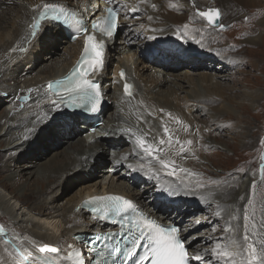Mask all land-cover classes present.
Wrapping results in <instances>:
<instances>
[{
    "label": "bare ground",
    "instance_id": "bare-ground-1",
    "mask_svg": "<svg viewBox=\"0 0 264 264\" xmlns=\"http://www.w3.org/2000/svg\"><path fill=\"white\" fill-rule=\"evenodd\" d=\"M117 1L121 2L122 6L123 5L127 6L124 9V13H126L127 9L133 6L139 7V11H138L139 21H141L142 24H145L144 37L141 39H134L137 36L138 29L136 27L131 28L133 23L132 20L125 21L123 20L125 18L122 17L121 19L123 23L122 34H121L122 37L117 38L120 34V29H119L115 34V36H113L110 39L108 38L105 41L106 50L104 52V61H105L104 68L99 73H96V79H98L102 83L101 89L104 92V97L107 101L106 105L104 106L105 109L100 111V114L102 116L105 115V111L107 110V107L109 108V106H111L112 104V99L116 98L117 100H119L118 107L120 109L123 108L124 110L123 109L122 110L127 114L129 118L122 116L120 114L119 108L115 109L109 116V118L115 119V124H116L115 126H113L112 134L106 137V140L97 141L96 144L93 146L90 145L87 148V151L83 149L84 143L88 142L89 137L92 138L97 137L101 132L96 131V133L88 134L80 140L77 139L76 141L68 142V144L70 143V145H72V148L74 149V154L65 153V155H63L64 157L63 160L57 161L56 164H54V167H51L52 169L46 172L48 178L46 184L43 182L41 183L37 179L38 182L40 183L39 191L34 192L30 189L28 190L25 189L24 194L18 197V200L22 204L28 205L36 214L39 215L41 220L44 221L49 220V224H52L53 222L52 219H54L56 212L51 211L52 207L47 201L46 202L40 201L39 198L41 195L47 194L49 191H51L52 186L58 181L59 178H61V176L69 172V170H72L76 167H81V168L88 167L90 169L92 168L93 170H95L101 165L102 162L105 161V159L101 157H104L106 154H109L112 157H114L110 165L111 167H114V169H118L119 164H123V163L125 164L126 162H130L131 158H137V159L140 158L143 160V162L150 160L149 158L145 157L143 153L140 151V149L137 147L131 133L118 134L114 131L118 129L120 124L129 125L131 124V121H135L136 122L135 124H138V127L139 126L145 127L148 133L150 134V136L153 138V140H156L155 139L156 136L163 135L161 120H164L165 122L168 123L170 128L176 129V134L178 135L179 139L182 142L187 141L189 139L193 141V144L189 146L191 148V151L183 153L181 154V156L187 157L190 154L197 153V150L199 149L201 143L198 141L199 133L200 131L203 132L211 124L208 123L209 120L207 121V123L204 124L203 121H200L199 115L207 114L208 111V115H209L208 118L220 119V117H223L221 116L222 114H220V111L224 113L226 111L230 112L229 106L224 102L222 103L219 102L217 98L216 99L210 98V100L199 103V100L201 98L205 100L204 96L209 97V95L213 93L212 89L216 88V86L217 87L219 86L218 84L220 83L214 82V77H216V79L218 78L225 79V76L223 74L216 72L203 73L200 75V77H198L199 79H197L196 82H193L194 78H188L186 73H184V75L179 77L180 74L174 73V71H172L173 68L171 64L172 60H176L177 58H179L190 61L189 58L193 59L189 55V53L192 55L193 53L190 52L191 50L187 46L197 47L198 44L193 42L192 39V37H195L196 40L201 41V43H199L200 47H205L209 49L215 48L216 53L218 52L220 55H224V57L221 56L223 58L221 59V62L223 63L222 66L228 65L227 63L229 61L232 62L234 61L231 58H228V55H240L242 56L241 61H243L244 58L242 53H240L239 51L240 47L238 45L233 44L232 47L229 49L225 47H219L217 42H221L222 39L216 37L211 30L210 32L206 31L209 30L206 29L205 26L207 22L196 14V9L204 11L207 7L220 8L222 12V19L220 23L222 24H225L227 21L235 17L246 15L247 7L251 6V8L254 11L257 10L259 13L262 12L260 10L264 9V0H194L195 8L193 7V0H144V3H141L140 0H117ZM44 3H52V4L58 3L67 6L81 13L83 16H88L91 13L95 12L96 10H100L101 8V3L98 0H0V27L2 26V24H4L6 19H9L11 22L10 27L6 30V32H0V80H1L0 85H2L7 78H8L7 80L10 81L13 80L14 82L15 79H17V77L19 76V74L23 73V65L21 67H18L19 69H17V71L13 73V75L8 74L4 71L7 64L16 61L15 60L17 59L16 56L20 54V51H18V49L20 47L21 42L27 36H30L29 25L32 22L34 9L38 10L39 6ZM152 3L156 5V8L152 7ZM170 5H175L176 7H170ZM257 15L250 14V23L252 22L253 19L260 17L259 15L257 17ZM149 16L152 17L151 20L148 19ZM262 21L264 23L263 18L261 20L259 19L257 24L255 25H260ZM185 24L188 25V36L184 37L182 40L183 43L187 45L186 47L188 48V50H186L187 48L185 46L184 47L186 49L184 47H181L180 45L174 44V43L182 44L181 42L174 41L177 40L175 39L177 38L175 33L178 30L180 32H183ZM58 28L59 27L57 24L51 23L49 29L46 32H42L41 34H38V37L32 40L34 41L32 45L36 46L37 41H39V37H41L45 33L46 35L57 33ZM213 28L221 29L219 26ZM256 30L257 29L250 30L249 34L241 32L239 35L240 37L243 38L246 35L247 36L246 41L250 43L252 42L255 43L258 39H260V32L255 33ZM62 34L64 36V32ZM154 34L165 35L170 39L169 40L164 38L160 39L157 37H156L157 39L156 38L152 39V36ZM26 40L28 39H25V41ZM117 40H119L123 45L122 46L123 50L121 51V56H120V58L121 57L123 58L117 62V65L115 66L114 75L111 76L109 74V69H108V64H109L108 59L109 56H112L111 53L114 49V44L117 42ZM67 42L70 43L69 40H67ZM82 42L83 41L81 39H77L73 43L71 42L72 50L68 53L66 57L64 56L60 61L55 60L51 63L50 66H48V68L45 67L42 68V70H40L39 74L37 75H41V77L38 80L40 81V83L41 82L44 83L42 93L40 94V96L37 97L34 96V94H36V92L39 90L36 89L38 80L33 83L29 82L30 85H27L28 84L27 83L26 85L21 87L20 90L16 92L10 87H8L5 90H2V92L5 93L4 97L9 101L8 102L9 104L11 103V105L10 107H8V111L4 114L3 117L4 119H6V121H4L3 119L0 122V144L3 145L4 142L7 144L9 138L14 137L16 135L17 140H22V141L20 142L16 141V143H12V145L14 144L12 148H18L20 146H24L20 153V159L23 158L22 154L24 153L27 147H29L31 144H35L39 142L41 143L42 140H45L41 135L45 133V131H47L48 129L56 127V125L60 122V119L63 120L66 118L65 117L59 118L61 115H63V111H64V109L61 107L59 112L55 111L54 116L51 117L49 116L47 118L46 117L40 118L37 121L30 122L28 124V119L20 120L21 117L19 119L21 113H19L18 110L21 109L23 110V112H25L24 110H26L29 107V105H31L32 103H33L32 105L35 104L34 105L35 108L36 105H39L40 107L43 106L52 107L50 103V98H54V97H52L48 91L47 81L51 78H55L68 71V69L77 59L81 51ZM131 46H136L138 50L147 51L148 49L151 52H153V53L149 52L146 54H142L144 55L143 57H146V59L144 58L146 60L145 62L147 66L146 70H149L151 74L149 75L143 74V72L141 71L145 69L144 67L141 70H138L139 68L137 69V63L138 64L141 63L142 60L140 59V56L137 55V53H133V54L131 53L132 52L130 50ZM149 46L152 47L149 48ZM17 51L19 52V54L17 53ZM29 51L30 50L28 48V52ZM183 51H185V53ZM214 56L215 55L210 57L209 60L211 61L214 60L215 58ZM27 58L28 57H26V59ZM194 60L197 61L199 59L194 58ZM121 71L125 73V79L123 80L120 77ZM172 73L177 75H173ZM176 79H182L183 81L186 79L185 81H187L189 84L191 83L192 94H190L189 97L184 96L182 100L177 98L179 89L182 88L183 86H181L176 81ZM125 82L133 86L131 89L133 93L132 97L125 96L124 94L123 88ZM158 82H160L163 85L168 83L166 89H162L160 86H156V83ZM39 85L41 86V84H38V88L40 87ZM29 89H31L32 91L29 92ZM21 93L23 95H26V100L25 101L17 100L16 102H12L14 100V97ZM179 95H181V93ZM255 95L256 93L247 91L245 93V100L241 102H237L236 103L237 106L241 108V106H245V105L250 106L252 104H256L255 102L256 100H254ZM183 100L184 103L186 102L185 103L186 105L192 102V104L196 106L194 110L196 112L193 111V108L191 109L189 106L183 105L184 103L182 104V106H180V102L181 101L183 102ZM160 109H163L164 111L161 112ZM11 110L13 113H11ZM57 113H60V115H58ZM168 113H171L173 118H178L180 121L183 122L182 124H180L182 130L184 128V125H187L188 131L187 132L184 130L181 131L179 130V128L172 127V124L176 122L174 119L170 118L167 115ZM9 114H11V116L8 117ZM74 118L75 119L73 120L75 121H72V124L78 123L81 116L77 115L74 116ZM65 121L69 122L68 120ZM65 121L59 124L54 130L57 136H59V134H65L66 136H68V132L62 130L63 123ZM194 125H196V128H194ZM214 125L220 126V124L218 123L217 124L214 123ZM221 125L223 124L221 123ZM138 127L137 129H139ZM27 129H32V131L26 133L28 134L26 136L25 131ZM19 130L22 131L20 132ZM196 135L198 136L196 137ZM62 143L63 142H61V144ZM125 143L126 146L120 151L117 150L114 151L111 149L113 147H116L117 149V147H120V145ZM176 147L179 148V145H177ZM121 157H127V159H121ZM174 157H180V156H174ZM52 160L50 162L54 161ZM118 160L119 163H117ZM34 165L35 164L32 161H29L26 167L28 168L34 167ZM103 170L104 169H102L101 171ZM31 172L32 171H29L28 173ZM163 174L164 173L162 172L159 178H157L156 176L152 177L154 178V181L157 182V184L155 183L153 184V186H155L156 194L155 196H153V198L149 199L148 201H145L140 194L138 196L133 194L130 195L128 192L122 191L123 189L122 190L117 189V187L113 189V187L108 188L104 186L103 188L104 189L107 188L108 191H112V192H120V193L128 194L131 197V199L136 204H138L149 216L153 218H157L159 220H163L167 224L173 223L178 219H180V221L182 222H185L183 216L185 214L190 215L192 213L191 209H194L195 211L199 209L205 210L206 208H210V212H209L210 216L209 217L207 216L208 217L206 218L207 220L209 218H212V220L219 218V221L224 220L225 227H227L229 223H231L236 227L242 224L240 220V216L243 214L244 202L242 201L243 199H241V197L244 198L248 197L246 196L247 190L249 189L251 184L250 181H248L249 179L247 180V183L244 186V188L240 187V189H237L239 185L235 184L234 188L232 187L233 189L231 190L229 187L230 185L228 187H220V188L217 187L216 189L215 188L210 189V187H205L204 189H191L190 191H188V194H186L185 189L179 186V181H176L174 177L170 179H165L162 176ZM180 175L182 177L184 176L183 173H181ZM231 177L232 179L237 178V176H231ZM148 180L151 179L148 178ZM18 181H19V177L11 176L7 182H2V185L3 187L9 189L10 192L15 196V188L16 186H18L17 183ZM199 181H203V182L208 181L206 178V172L202 173ZM217 181H220V179H218ZM169 184H171L173 188L179 189L178 195L170 194V192L162 191V189L164 187H167ZM100 189L101 191L94 188V190H97L94 192L89 190L88 191L84 190L85 193L84 191H82V193L78 194L79 196L77 195L76 197L77 199L75 200V202L73 201V205L71 206V209L73 210V212L75 211L74 214L77 213V215L79 216V217L76 216L78 220L84 219L86 215L87 216L89 215L80 208L79 204L82 201V199L94 193H103L105 191L104 189H102V187ZM263 191H264V187L261 189L259 188L260 195L257 194V198L254 200V205H253L254 217L261 219L262 217H264V200L258 203V198L262 197ZM152 200L154 201L158 200L160 201L161 204L156 205L154 204V202H151ZM165 203L170 204L171 206H168L167 208L170 210H166L164 212L162 210V207L164 206ZM0 209H2L5 212H9L11 209L9 207V204H7V202L6 203L3 202V196L1 194H0ZM168 211L171 212L169 213ZM217 211H220V216L216 215ZM232 216H236L238 217V219H231ZM88 217H89V221L86 222L88 223V225L83 229L91 230L94 228H98V226L101 224L100 221L97 220V222L99 223H97V225L96 224L93 225V227L91 228L89 227L91 226L89 222H92L93 217L91 215H89ZM78 220L74 222L73 219L72 220L64 219V225H63L64 228L62 229V233L67 234L69 232V234H71L75 230H83L81 227H80L81 229L78 228L79 227ZM195 222L196 221H194L193 224H195ZM200 223H202L201 220H199V224ZM261 223L262 220H260L257 223L258 228L260 227ZM35 224L34 226H39L37 225V223ZM69 225H71V227H69ZM44 229H43L44 231L43 230L40 231L36 229L34 230V232L26 231L25 235H28L26 236L28 237V242L24 241L27 242L26 244L23 241L22 242L24 244L21 241H19L21 242L19 243L12 237H7L8 235L7 232L6 234H0V264H14V261L8 255L9 252H11L13 256L15 255V251L13 250L12 247L13 244H16L18 247H20L21 251H24V249L29 250L30 248L34 247L32 248V252L34 251L33 252L34 255H39L36 249L39 245L43 243L54 244L62 249L60 242L57 241L56 236L53 235V233L49 230L48 226L47 228L44 227ZM190 231H191V227H188L186 223H183L182 234L187 237L193 253H197V252L204 253L203 247H198L194 242V238L188 236ZM222 234L223 235H221L220 237L225 235L224 232ZM261 235H264V232H261ZM9 240H11V243ZM18 243L20 245L22 244L24 248L22 246H19ZM72 247L74 248V245ZM85 248H87L86 245ZM63 255L64 254L62 252L61 256L63 257ZM53 259L59 261L60 264H70V261L61 260V258L53 257ZM207 261H210L211 264L219 262L215 257H212L209 254L205 257L204 262L207 263Z\"/></svg>",
    "mask_w": 264,
    "mask_h": 264
},
{
    "label": "rangeland",
    "instance_id": "rangeland-1",
    "mask_svg": "<svg viewBox=\"0 0 264 264\" xmlns=\"http://www.w3.org/2000/svg\"><path fill=\"white\" fill-rule=\"evenodd\" d=\"M260 11L262 12L259 13L257 10L254 11L251 6L247 7L246 15L230 19L224 24L227 25V27L223 29L213 28L204 23L206 29H209L206 31L210 32L211 30L216 37L222 39L221 42H217L219 47H225L229 49L233 44L238 45L240 47L239 51L240 53H242L244 58L243 61H241L242 56L240 55H228V58H231L235 62H225L228 65L222 66L223 63L221 62V59H223L222 57H224V55H220L218 52L216 53L215 48L209 49L200 47L199 44L197 45V47H189L185 45V43H183L182 39L175 38L177 39L174 40L175 42H181L183 47L187 46L191 50L190 52L193 53V55L190 53L189 55L193 59L189 58L190 61H187L185 59L177 58L176 60H172L171 63L173 66L172 71H174V73L180 74L179 77L186 73L188 78H194L193 82H196L197 79H199L198 77H200V75L203 73L216 72L223 74L225 76V79H216V77H214V82L220 83L218 84L219 86H216V88L213 89L211 88L213 93H211L209 97L204 96L205 100L201 98L199 100V103L210 100V98H217L219 102L226 103L229 106L230 111H226L225 113L220 111V114H222L221 116H223L220 117V119L208 118V111L207 114L199 115L200 121H203V123L205 124L209 120L208 123L211 124L203 132L200 131L199 133L198 141L201 143L199 149L197 150V153H194V155L190 154L191 156L189 155L187 157H173V159H175L176 161V165L186 168L190 172L196 174L194 176L188 177V179L193 182V184L200 179L203 172H206V178L208 181H217L218 179H220L219 184H207L206 187H210V189H216L217 187H228L230 185L229 187L231 190L234 188L235 184L239 185L237 189H240V187L244 188L248 179L251 184L253 181H255L256 189L253 196L254 200L257 198V194L260 195L259 188L261 189L264 187V179L261 178L260 167L262 164H264V145L260 144V140L264 138V23L262 21L260 25H255L257 24L259 19L261 20L263 18L264 20V9ZM136 14L138 15V17L136 18L133 17L131 19L127 18L123 20L133 21L131 28L136 27L138 29L137 36L134 39H141L144 37L145 24H142V22L139 21V13L137 12ZM250 14H258L260 17H258L257 15L258 18L253 19L250 23ZM245 17H247V20H245ZM10 24V20L6 19L4 24H2V26L0 27V32H6V30L10 27ZM122 24L123 23L121 22L120 34L117 38L122 37ZM255 29H257L255 33L260 32V39H258L255 43L246 41V35L244 38L240 37L239 35L241 32L249 34L250 30ZM62 33V30L59 28L57 33L48 35H46L45 33L44 35L39 37V41H37L36 46L32 45L34 41H32L33 39L30 36H27L25 38L28 40L25 41L24 39L21 42L18 51H20L21 48H24L25 52L20 51L19 54V52L17 51L19 55L16 56V61L7 64L4 72L13 75V73H15L17 69H19L18 67H21L23 65V73L19 74L14 82L13 80H7V78L5 82L0 85V122L4 119V114L8 111V107H10L11 105V103L9 104V101L4 97L5 93H3L2 90L10 87L16 92L27 83V85H30L29 82L33 83L41 77V75L37 74H39L42 68H48V66H50L51 63L55 60L60 61L64 56L66 57L72 50V43L67 42V37L63 36ZM156 37L160 39H170L165 35L155 34L152 36V39H155ZM122 46L123 45L121 44V42L117 40L111 53L112 56H109L108 69L111 76L114 75L117 62L123 58H120L121 51L123 50ZM151 47L152 46H149V48ZM28 48L30 50L29 52ZM188 48L186 50H188ZM130 50L132 51V54L137 53V55H139L140 59L142 60L141 63H137V69L139 68L138 70H141L144 67L145 69L141 72L147 75L151 74L149 70H146V57H143L144 55H142L151 51L148 49L147 51L138 50L136 46H131ZM183 52L185 53V51ZM213 55H215L214 60H209V58ZM26 57L28 58L26 59ZM194 58H197L199 60L196 61L194 60ZM185 80L183 81L182 79H176V81L181 86H183L179 89V93L177 95V98H179L180 100H182L184 96L189 97L190 94H192V85ZM37 82L38 83L36 89L39 90L36 92V94H34V96L36 97L40 96L44 85V83H40L39 80ZM38 84H41L42 87L39 85L40 87L38 88ZM167 84L163 85L158 82L156 83V86H160L162 89H166ZM247 91L256 93L254 98V100H256V104H252L250 106L245 105L246 107L241 106L240 108L236 103L245 100V93ZM180 93L181 95H179ZM18 95L23 94L21 93ZM18 95L14 97V100L12 102H16L18 100ZM118 101L119 100H117L116 98L112 99L111 106H109V108L107 107L105 115H103L105 123L97 128V131L101 133L97 137H89L88 142H85L83 146V149L85 151H87V148L90 145L93 146L97 141L106 140V137L112 134L113 126H115L116 124L114 123L115 119L109 118V116L115 109L119 108ZM183 103L184 100L183 102H180V106H182ZM185 103L183 105H186ZM32 104L29 105L26 110H24L25 112H23V110L21 109L18 110V112L21 113V115L19 116V119L21 117L20 120L28 119L29 124L30 122H35L40 118H47L49 116L51 117L55 115V111H53L52 107L50 106L40 107L39 105H36L35 108V104ZM186 106H189L191 109L193 108V111L196 108V106L193 105L192 102L188 103V105ZM122 109L123 108L120 109V114L126 118H129L123 111L124 109ZM11 113H13L12 110ZM57 114L60 115V113ZM9 116H11V114H9L8 117ZM64 117L66 119H60V122L56 125V127L63 121L68 120L69 122L65 121L63 123L62 130L67 131L69 137L65 134H59V136H57L54 132L56 127L50 128L41 135L45 140H42L41 143L39 142L31 144L29 147H27L22 154L23 158L21 159L20 153L24 146L12 148V146L14 145H12V143H16V141H22L17 140L16 135L14 137H10L7 144L5 142L3 143V145L0 144V194L3 196V202H7V204H9V207L11 208L9 212H5L0 209V224H3L5 226L6 232L8 233L7 237H12L18 242H28V237H26L28 235H25L26 231L34 232L35 229L41 231L44 229V227L47 228L48 226L49 230L53 233V235L56 236L57 241L60 242L62 246V252L65 255L70 250L68 248V245H74V248L78 247V244H76L75 239L72 238V235L74 233L86 231L83 228L88 225V223L86 222L89 221V215H86L84 219L78 220L77 217L79 216L77 215V213L74 214L75 211L73 212V210L71 209L73 201L75 202L78 194L82 193V191L84 190H89L92 192L97 190L101 191L100 188L102 187V189H104V186L108 188L113 187V189L117 187V189H123L122 191L128 192L130 195L133 194L138 196L140 194L145 201H148L156 194L155 186H153V184H157V182L154 181V178H152L154 177V175L148 174L147 167L151 164L154 168H158L159 165L155 164L154 161L153 163L150 160L143 162V160L140 158H131L130 162L119 164L118 169H114V167L110 166L114 157L106 154L104 157H101L105 159V161L102 162L101 165L95 170L88 167H76L72 170H69V172L58 179V181L52 186L51 191L40 196L39 200L43 202L47 201L52 207L51 211L56 212L54 219H52V224H49V220H45L46 222L44 220H41L39 215L36 214L28 205L22 204L18 200V197L24 194L25 189H30L34 192L39 191L40 183L38 182V180L41 183L43 182L46 184L48 181L46 172L50 171L52 169L51 167H54V164H56L57 161L63 160V155H65V153L74 154V149L72 148V145H70V143L68 144V142H73L77 139L80 140L88 134H94L86 133L85 130H83L82 125H78V123L72 124V121H75L73 120L75 119L74 116L70 117L69 114L63 112V115H61L59 118ZM4 121H6V119H4ZM135 123V121H131L132 125L120 124L118 127L119 131L117 129L114 131L118 134L129 133L122 131L123 129H132L133 132H138L140 134L148 132L145 127H138V124ZM214 123H218L220 124V126H216L214 125ZM221 123L223 125H221ZM137 127L139 129H137ZM172 127L179 128V130L183 131L180 124L173 123ZM194 128H196V125H194ZM22 130L19 131L21 132ZM26 133L29 132L25 131V135L27 136L28 134ZM103 134H105L104 137ZM132 136L135 140V136ZM197 136L198 135H196V137ZM146 139L153 143L158 142L157 140H153L150 134L146 137ZM61 142L63 143L61 144ZM125 146L126 143L120 145V147H117V149L116 147H113L111 149L114 151H120ZM51 160L54 163L50 162ZM29 161H32L35 164L34 167H26ZM142 162L145 164H143ZM129 165H131L132 167L130 168ZM141 165H143V170H141ZM102 169L104 170L101 171ZM29 171L32 172L28 173ZM11 176L19 177V181L17 182L18 186H16V188L14 187L15 196L10 192L9 189L3 187L2 185V182H7ZM162 176L165 179L172 178L168 177L165 174H163ZM231 176H237V178L232 179ZM148 178H150L151 180H148ZM94 188L97 190H94ZM104 190L108 191L107 188H105ZM246 196L248 197H245L242 200L244 202V208L247 206V199L250 196V187L247 190ZM263 200L264 191L262 197L258 198V203L260 201L262 202ZM151 202H154V204L156 205L161 204L158 200H152ZM168 206L171 205L165 203L162 207V210L165 212L166 210H168ZM249 211L253 215V206L249 208ZM168 212L170 213L171 211ZM191 212L192 213L190 215L185 214L183 216L185 222L180 221V219L176 221H180L181 225L183 223H186L188 227H191V231L188 236L193 237L195 244L198 247H203L204 252H207L211 256V249L215 246L217 240L221 238L220 236L223 235L222 233L223 229L225 228V222L224 220L219 221V218L215 220L209 218L207 220L206 218L210 216V208H206L205 210L199 209L195 211L194 209H191ZM242 216L243 214L240 216V220L243 224ZM64 219H73L74 222L78 220V228L81 227L84 231L75 230L76 232L74 231L71 234H69V232L67 234H63L62 229L64 228ZM199 220H201L202 223L197 224L196 222ZM253 220L258 223L262 219L254 217ZM194 221H196L195 224H193ZM35 223H37V225H39L41 228L39 226H34ZM242 224L238 226L240 231L237 233V235L239 236H242L243 234ZM88 231H90V229ZM11 240H9L10 243ZM27 242L24 243L26 244ZM19 246L23 247L22 244H19ZM32 248H30L29 250H24L32 251ZM205 264H209V261H207V263ZM214 264H220V262Z\"/></svg>",
    "mask_w": 264,
    "mask_h": 264
},
{
    "label": "snow or ice",
    "instance_id": "snow-or-ice-1",
    "mask_svg": "<svg viewBox=\"0 0 264 264\" xmlns=\"http://www.w3.org/2000/svg\"><path fill=\"white\" fill-rule=\"evenodd\" d=\"M109 5L113 4V0H106ZM144 3V0H140ZM127 7V6H124ZM156 8L155 4H152ZM170 7H176L170 5ZM193 7L195 2L193 0ZM135 16L139 11L138 6L128 9ZM106 14L96 16L91 22V31L84 26L82 19L77 18L75 12H69L65 7L44 3L39 9H34L32 22L30 23V37L36 39L38 34L46 32L51 23L61 22L64 25H71L74 29L73 38L83 35L84 43L82 53L71 74L63 80L49 83L47 88L52 97L50 103L52 110L59 112L61 107H81L84 106L88 111L96 112L102 103L103 93L101 85L92 78L94 74L99 73L104 68V52L105 42L103 39H97V33L105 38H112L119 27L120 8L109 6L103 9ZM196 14L203 18L208 25L221 29L227 27L220 23L222 12L220 8L209 7L206 11L196 9ZM124 18L127 19V13ZM152 19L151 16L148 17ZM247 20V17H245ZM155 31V30H153ZM177 39H183L188 36V25H184V31L179 30L175 33ZM154 38V37H153ZM193 42L199 44L200 40L192 37ZM25 51L24 48L20 49ZM121 79H125V73L120 72ZM132 85L124 83L125 96L132 97ZM32 90L29 89V92ZM163 112V109H160ZM174 119L177 124H182L178 118H173L171 113L167 114ZM163 135L156 136L157 143L150 142L146 139L148 132L140 134L133 132L132 129H123L135 136V143L143 155L159 165L154 168L151 164L147 167L150 175L159 177L163 172L168 177H174L179 181V186L185 189L186 194L191 189H204L207 184H219V181H199L194 184L188 177L196 175L188 169L176 165L174 156L190 152L193 144L192 140L181 141L176 134V129L170 128L168 123L161 120ZM184 131H188V126L184 125ZM26 131L31 132L32 129ZM151 131V130H150ZM260 144L264 145V138L260 140ZM179 145V148L176 146ZM194 155V153H193ZM127 159V157H121ZM119 163V160L117 161ZM131 168L132 166L129 165ZM261 178L264 179V164L261 166ZM143 170V165H141ZM183 173L182 177L180 174ZM256 183L250 185V196L247 199V206L243 209V234L237 235L240 229L231 223L223 229L225 233L217 240L215 246L211 249V256L215 257L220 264H264V217L258 228L253 220V215L249 208L253 206ZM162 191L170 192V194H179V189L173 188L171 184L164 187ZM194 194V193H193ZM244 199V197H241ZM91 205V213L93 218L100 222H110L118 226V231L103 232L97 234L94 239L101 242L100 247L93 246L90 251L94 255L91 264H204L207 252H197L190 255L188 250L189 241L181 235V228L177 226H164L157 223L156 220L145 217L140 213L137 206L129 199L108 195L103 197H95L85 201L81 206L87 208ZM220 216V211L216 212ZM231 219H238L232 216ZM197 224L199 221L196 222ZM71 227V225H69ZM215 230V229H214ZM0 234H6V228L0 224ZM78 239V237H77ZM15 255L11 252L8 255L14 261V264H56L53 257L61 258L62 249L58 246L50 244H41L36 251L39 255H34L32 251H21L20 247L13 244ZM71 249L62 257L70 264H86L85 253L82 249H75L72 245H68ZM210 264V261H209Z\"/></svg>",
    "mask_w": 264,
    "mask_h": 264
},
{
    "label": "water",
    "instance_id": "water-1",
    "mask_svg": "<svg viewBox=\"0 0 264 264\" xmlns=\"http://www.w3.org/2000/svg\"><path fill=\"white\" fill-rule=\"evenodd\" d=\"M208 8L209 7H207L204 11H206ZM211 8H216V7H211ZM18 99H19V101H24V95L19 96ZM43 244H45V243H43ZM46 244H49V243H46ZM50 245H54V244H50ZM54 246H57V245H54Z\"/></svg>",
    "mask_w": 264,
    "mask_h": 264
}]
</instances>
